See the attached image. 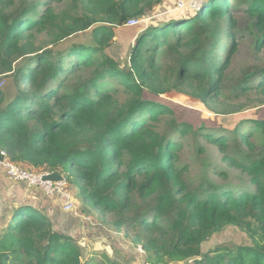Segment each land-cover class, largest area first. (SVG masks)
<instances>
[{"label": "trees", "instance_id": "16d2710c", "mask_svg": "<svg viewBox=\"0 0 264 264\" xmlns=\"http://www.w3.org/2000/svg\"><path fill=\"white\" fill-rule=\"evenodd\" d=\"M60 1L0 0V76L16 87L11 99L0 88V150L16 164L57 171L74 191L79 187L80 213L99 208L101 222L112 216V226L146 252L147 264H264V115L232 130L196 129L147 97L174 91L211 113L240 111L218 100L237 49L231 11L244 7L259 52L264 0H204L186 18L138 30L127 28L128 20L140 23L162 0H67L74 8L56 11L53 2ZM90 27V45L53 49ZM224 33L230 41L217 56ZM37 35L47 44L38 45ZM115 38L128 57L125 66L109 53ZM107 82L115 88H105ZM117 85L125 93L121 102ZM235 87L264 92V66L244 73ZM163 116L168 128L161 131ZM189 133L215 145L253 189L191 187L189 166L178 164L180 139ZM0 222V264H91L81 261L77 240L32 205L3 208ZM232 226L250 242L203 252L211 235Z\"/></svg>", "mask_w": 264, "mask_h": 264}, {"label": "rangeland", "instance_id": "374dc122", "mask_svg": "<svg viewBox=\"0 0 264 264\" xmlns=\"http://www.w3.org/2000/svg\"><path fill=\"white\" fill-rule=\"evenodd\" d=\"M203 1L204 0H183V4L179 7L176 0H162L159 5L143 17L140 23L138 20L137 23L128 25L127 28L138 30L149 24L186 18L193 13L194 10L198 9ZM53 5L56 11H63L67 6H69V9L74 8L67 0H61L57 4L53 2ZM231 14L236 21L234 30L231 32L235 35L237 49L230 59L229 66L225 70L223 90L218 100L219 102L227 104L228 107L232 106L235 108L236 106H240V111L229 114L211 113L198 100L174 91L158 96L147 95L149 98L152 97L154 101L160 102L171 108L175 113L177 121L188 122L196 129L200 125H203L207 129H211V131H222L224 128L232 130V127L241 120L264 115V104L258 105L261 103V100H264V92L258 93L253 89H248L236 93L235 87V84L244 73L264 66V48L259 52L254 50L253 37L248 29V18L244 12V7H232ZM226 25L227 19H225L223 23L224 27H226ZM92 28L93 27H90L64 38L58 42L53 49H55V51H66L73 44L90 45L92 43ZM117 32L120 34L121 29H118ZM122 39L124 43H129V41H131V39L126 36H123ZM229 41L230 37L226 33L219 36L218 44L214 48L217 56L224 55ZM47 42L48 40L46 37L37 35L38 45H46ZM48 47H52V45ZM109 53L116 57L117 62L121 66L126 65L128 57L121 52L120 42L116 38L113 39L109 47ZM254 84L255 83H253V85ZM104 87L107 89L115 88L110 82L104 83ZM0 88H3L7 93V99H11L16 93V87L10 77L0 76ZM116 88L117 100L121 102L125 98V93L120 85H117ZM167 128L168 124L166 117L163 116L158 124V129L164 131L167 130ZM231 135V133H228V136ZM254 140L256 144L259 143L258 140ZM180 142L181 148L178 151V164L189 166L187 179L191 187L215 185L218 188L235 193L253 189L245 173L228 166L222 161V154L215 145L201 138L196 140L190 133L182 137ZM70 190L74 195L75 192L76 194L79 192V187H76V191H74L71 186ZM77 198L79 200V197ZM79 203L80 205L78 206L81 207L82 204L80 200ZM9 206V203L7 205L4 204V207ZM99 213V208L89 210L86 214H83L85 218L82 219L85 222H92V224L98 223L100 225L99 228L105 232V236L101 234L102 236L97 240H86L84 237L79 236L80 234L74 235L75 237H73L80 246L81 261L85 263L89 260L91 264H147V254L142 247L132 242L131 238L126 236L124 229L117 230L112 226V216H106L105 221L101 222L98 218ZM88 219H90V221ZM0 225H2L1 222ZM56 230L62 232L59 228ZM0 231L2 232L1 229ZM249 242L248 236L241 229L233 226L226 227L222 231L211 235L203 243L202 250L206 252L218 246L232 247L236 244H248Z\"/></svg>", "mask_w": 264, "mask_h": 264}, {"label": "crops", "instance_id": "0c3cea01", "mask_svg": "<svg viewBox=\"0 0 264 264\" xmlns=\"http://www.w3.org/2000/svg\"><path fill=\"white\" fill-rule=\"evenodd\" d=\"M75 192L74 199L76 206L74 210H63V200L59 198H49L44 195L38 187L27 186L21 182H14L8 179L0 170V215L3 208L10 209L18 202L32 205L39 211L45 213L51 220L55 229H61L63 233L75 237L77 234L86 240H97L102 235L105 236L98 223L85 222V218L80 213V203ZM10 204L4 207V204ZM90 221V219H88ZM1 226V225H0ZM102 234V235H101ZM75 235V236H74Z\"/></svg>", "mask_w": 264, "mask_h": 264}, {"label": "built area", "instance_id": "2783aa9c", "mask_svg": "<svg viewBox=\"0 0 264 264\" xmlns=\"http://www.w3.org/2000/svg\"><path fill=\"white\" fill-rule=\"evenodd\" d=\"M180 7L183 0H176ZM199 8V7H198ZM138 22V19L128 20L126 25H132ZM0 170L5 176L14 182H21L27 186L38 187L42 190L45 196L49 198H59L63 200V210L70 211L74 210L76 202L74 195L72 194L65 177L59 181L43 180L42 177L50 172L47 171H36L29 169L20 164H16L9 159L7 153L4 150H0Z\"/></svg>", "mask_w": 264, "mask_h": 264}, {"label": "water", "instance_id": "95a60500", "mask_svg": "<svg viewBox=\"0 0 264 264\" xmlns=\"http://www.w3.org/2000/svg\"><path fill=\"white\" fill-rule=\"evenodd\" d=\"M61 178L62 175L57 171L50 172L49 174H46L42 177L43 180L49 181H59Z\"/></svg>", "mask_w": 264, "mask_h": 264}]
</instances>
